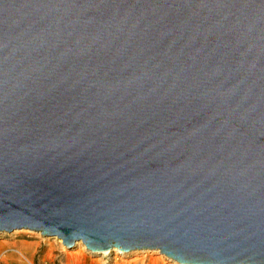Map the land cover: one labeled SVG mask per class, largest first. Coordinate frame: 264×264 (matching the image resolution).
Returning <instances> with one entry per match:
<instances>
[{"label":"water","instance_id":"1","mask_svg":"<svg viewBox=\"0 0 264 264\" xmlns=\"http://www.w3.org/2000/svg\"><path fill=\"white\" fill-rule=\"evenodd\" d=\"M264 264V0H0V232Z\"/></svg>","mask_w":264,"mask_h":264},{"label":"rangeland","instance_id":"2","mask_svg":"<svg viewBox=\"0 0 264 264\" xmlns=\"http://www.w3.org/2000/svg\"><path fill=\"white\" fill-rule=\"evenodd\" d=\"M117 254V255H116ZM117 256V257H116ZM178 264L155 250H135L122 256L93 255L81 245L67 249L56 237L19 229L0 232V264Z\"/></svg>","mask_w":264,"mask_h":264},{"label":"bare ground","instance_id":"3","mask_svg":"<svg viewBox=\"0 0 264 264\" xmlns=\"http://www.w3.org/2000/svg\"><path fill=\"white\" fill-rule=\"evenodd\" d=\"M59 240H60V239H59ZM78 245H81L82 247H84V248L86 249V246H85L83 243H81L80 241L76 242V246H78ZM143 251H145V250H143ZM150 251H151V250H150ZM155 251L158 252V250H155ZM111 252H117L118 254H120V255H122V256L126 255L127 253H130V252H122V251H120L119 249L114 248V249H112V250H110V251H103V252H101V253H96V254H98V255H102V256H105V255H107V254H109V253H111ZM116 255H117V254H116ZM116 257H117V256H116Z\"/></svg>","mask_w":264,"mask_h":264},{"label":"built area","instance_id":"4","mask_svg":"<svg viewBox=\"0 0 264 264\" xmlns=\"http://www.w3.org/2000/svg\"><path fill=\"white\" fill-rule=\"evenodd\" d=\"M27 264H33V263L29 262V263H27Z\"/></svg>","mask_w":264,"mask_h":264}]
</instances>
